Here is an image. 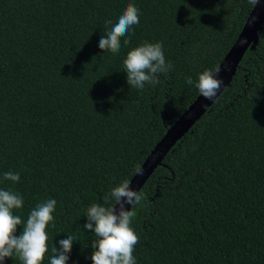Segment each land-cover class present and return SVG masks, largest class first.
<instances>
[{
    "label": "trees",
    "instance_id": "trees-1",
    "mask_svg": "<svg viewBox=\"0 0 264 264\" xmlns=\"http://www.w3.org/2000/svg\"><path fill=\"white\" fill-rule=\"evenodd\" d=\"M129 2L139 24L117 54L98 47L105 21ZM253 6L247 0H0V189L24 200L26 219L55 199L48 252L69 234L67 264H91L86 209L130 180L167 128L199 94ZM124 39H130L125 46ZM162 42L173 68L143 90L123 59ZM20 180H5V172ZM132 226L136 264H264V23L216 100L140 188ZM23 230L17 226L16 234ZM2 264H22L15 256Z\"/></svg>",
    "mask_w": 264,
    "mask_h": 264
},
{
    "label": "clouds",
    "instance_id": "clouds-1",
    "mask_svg": "<svg viewBox=\"0 0 264 264\" xmlns=\"http://www.w3.org/2000/svg\"><path fill=\"white\" fill-rule=\"evenodd\" d=\"M251 6H256L260 0H247ZM140 11L134 3L129 2L117 15L116 19L105 21L107 28L98 47L103 51L117 54L121 49V38L128 36L134 25L139 24ZM255 20V17L252 18ZM130 39H124V45L130 44ZM123 67L127 73V83L130 87L143 90L145 85L155 87L160 83L159 75L165 76L172 70L173 65L166 62L163 43L145 40L139 46L130 48L123 59ZM220 68L205 69L198 74V79L186 77L188 85H195L200 95L207 100H214L223 81L218 78ZM141 166L135 167V174L142 176ZM5 180L13 183L20 180L19 172H5ZM103 203H92L86 209L85 230L94 234L91 243L92 264H136L133 255L135 246L140 243V237L132 226L136 216L135 207L145 199L143 193L130 187L127 179L111 187L103 196ZM23 197L11 189H0V264L6 257L15 255L22 264H42L48 252L49 224L54 228V216L57 201L47 199L38 202L30 211L26 222L20 215H14L13 210L22 208ZM131 205L130 210L125 205ZM23 225V230L16 234L17 226ZM80 240L79 235L69 234L59 240V248H51L53 255L50 264H67L68 253L72 242Z\"/></svg>",
    "mask_w": 264,
    "mask_h": 264
},
{
    "label": "water",
    "instance_id": "water-1",
    "mask_svg": "<svg viewBox=\"0 0 264 264\" xmlns=\"http://www.w3.org/2000/svg\"><path fill=\"white\" fill-rule=\"evenodd\" d=\"M255 17V20L252 18ZM264 23V0L253 6L245 23L243 24L234 43L225 54L218 66L220 72L218 78L223 81L216 98L221 91L232 80L236 69L245 52L254 47L258 39V32L262 29ZM216 67V68H217ZM207 100L200 93L195 100L183 111V113L169 126L162 138L155 144L145 160L140 165L144 173L142 176L134 175L131 177L130 187L136 191L144 185L154 169L161 163L166 153L175 144V142L192 126V124L201 117L207 108L216 100ZM130 210L131 205H125ZM92 264V262H91Z\"/></svg>",
    "mask_w": 264,
    "mask_h": 264
}]
</instances>
